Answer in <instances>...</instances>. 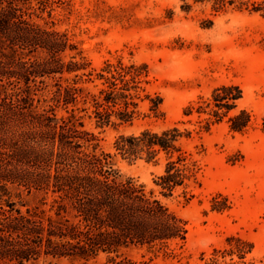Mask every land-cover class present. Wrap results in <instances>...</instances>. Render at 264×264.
Returning a JSON list of instances; mask_svg holds the SVG:
<instances>
[{
    "label": "trees",
    "instance_id": "1",
    "mask_svg": "<svg viewBox=\"0 0 264 264\" xmlns=\"http://www.w3.org/2000/svg\"><path fill=\"white\" fill-rule=\"evenodd\" d=\"M193 3L264 19V0ZM52 4L0 0V264H36L41 257L89 261L100 255L111 264H155L159 257H174L171 246L185 243L186 222L133 179L120 180L110 154L96 152V136L77 117L90 110L98 126L131 124L144 99L159 114L161 99H150L143 87L148 66L117 60L106 61L99 71L91 69L65 32L34 20L51 16ZM241 98L237 86H221L208 102L189 105L183 114H207L200 126L204 131L228 117L229 130L242 132L250 114L241 110L228 116ZM40 103L46 109L40 110ZM58 109L66 115L57 116ZM190 135L177 127L145 129L119 135L113 147L129 162L156 163L164 155L163 174L155 183L163 196H171L196 180L197 163L179 146ZM23 191L42 194V201L50 197L54 216L38 208L24 213L15 208L13 192L19 197ZM225 244L213 250L206 264H244L253 249L236 236ZM132 250L140 252L139 260L127 255Z\"/></svg>",
    "mask_w": 264,
    "mask_h": 264
},
{
    "label": "rangeland",
    "instance_id": "2",
    "mask_svg": "<svg viewBox=\"0 0 264 264\" xmlns=\"http://www.w3.org/2000/svg\"><path fill=\"white\" fill-rule=\"evenodd\" d=\"M49 1L51 16L45 13L34 20L65 32L91 69L99 71L106 61L117 60L148 66V84L143 87L150 99H161L159 114L155 116L150 100L144 99L131 124L98 126L90 110L77 112V117L84 130L96 136V152L110 154L120 180L133 179L186 222L185 243L173 244L174 257H159L155 264H206L230 236L252 244L244 264H264V19L231 8L214 12L210 4L193 0ZM185 4L190 5L187 11L182 9ZM221 86H237L242 92L228 114H250L251 122L242 132L229 130L228 117L204 131L200 126L207 114H183L189 105L208 102ZM43 108L46 104L40 103ZM56 114L66 115L62 109ZM172 127L191 132L179 146L199 170L186 188L163 196L155 182L163 174L164 155L156 163L129 162L115 152L113 143L119 135ZM42 199L40 193L25 191L11 197L22 213L38 208L54 216L51 198ZM127 255L140 259L136 250ZM36 264L111 263L100 255L89 261L41 257Z\"/></svg>",
    "mask_w": 264,
    "mask_h": 264
}]
</instances>
